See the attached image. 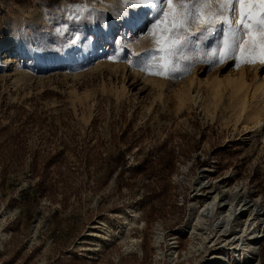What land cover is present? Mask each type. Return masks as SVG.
<instances>
[{
    "label": "rangeland",
    "instance_id": "rangeland-1",
    "mask_svg": "<svg viewBox=\"0 0 264 264\" xmlns=\"http://www.w3.org/2000/svg\"><path fill=\"white\" fill-rule=\"evenodd\" d=\"M126 10L127 0H0V264H170L169 244L157 255L155 228L185 224L201 176L204 191L226 176L240 195L264 202V141L246 120L264 117L263 96L250 98L238 123L231 87L223 83L215 97L211 81L239 72L231 61L209 60L216 35L187 50L191 59L167 63L149 36L129 42L119 27L86 43L100 36L92 22L108 25ZM77 32L73 53L81 56L52 68L17 46H39L47 60L57 56L45 49L62 50ZM240 64L248 81L263 77L259 62ZM194 72L202 106L180 101ZM134 206L140 219L131 235L141 253L117 235L92 246L87 230L96 226L104 240V228L119 231L122 211ZM178 239L177 264L204 254L188 263V240ZM260 256L264 264V237Z\"/></svg>",
    "mask_w": 264,
    "mask_h": 264
},
{
    "label": "bare ground",
    "instance_id": "bare-ground-1",
    "mask_svg": "<svg viewBox=\"0 0 264 264\" xmlns=\"http://www.w3.org/2000/svg\"><path fill=\"white\" fill-rule=\"evenodd\" d=\"M117 27L114 25L108 29L107 24L105 25V30L109 31L108 37L118 32ZM94 31L100 33L96 27ZM132 40L130 37L129 41ZM86 43L93 44L91 36L86 40ZM17 46L22 53L31 52L35 62L42 65V68H52L54 65L63 64L71 58L81 56H76L73 53L70 59H61L57 56L44 60L40 48L33 52L26 51V49L29 46L34 48V45L27 46L24 43L23 46ZM196 82L197 78L194 72L189 78L188 87L180 92L182 103L190 99L195 104L202 106L199 98L200 91L194 89ZM223 83L232 89L231 105L235 111L236 123L244 116L251 97L252 99L257 96L264 98V74L260 78L256 72V80L248 81V73L243 64L239 65L237 76L229 75L224 79L216 76L211 81V89L215 97L219 96L220 87ZM246 120L254 124L256 134L264 141V117L261 114L249 113ZM208 182L201 176L195 184L196 192L190 204L189 216L183 226L168 231H165L161 224L155 228L154 244L157 255L163 256L162 243L169 244L170 247L167 250L170 256L169 260L175 264L176 258L180 257V253L176 249L179 245L178 238H184L188 240V250L183 251V255L188 263L190 256H196L202 250L204 254L196 258L194 264H262L260 240L264 236V202L259 196L255 199H247V197L240 195V184L236 182L234 185H228L226 176L212 181L215 185L204 191L209 186L207 185ZM122 212L124 222L120 230L116 232L112 226L108 225L109 227H107L106 224L104 229L107 231L102 233L104 240H101V233L100 236L97 234L99 232L95 229L96 226L87 230L85 235L91 236L92 246L94 240L97 241L98 246L104 247L106 242L111 241L110 239L117 240V237L120 236V240L126 246L125 250L133 248L137 249L139 253L142 252L143 249L138 239L131 235L132 226L139 225L140 213L136 206L127 207ZM104 223L103 221L102 224ZM144 224L145 222L142 221V226ZM167 233L174 234V236H166Z\"/></svg>",
    "mask_w": 264,
    "mask_h": 264
},
{
    "label": "snow or ice",
    "instance_id": "snow-or-ice-1",
    "mask_svg": "<svg viewBox=\"0 0 264 264\" xmlns=\"http://www.w3.org/2000/svg\"><path fill=\"white\" fill-rule=\"evenodd\" d=\"M70 18L83 22L80 16ZM92 23L100 30V36L92 34V42L101 37L107 39L109 31L105 30L104 23L100 20ZM112 24L125 29L133 40L149 36L166 63L172 58L191 59L187 50L201 47L216 35L209 55L213 63L231 61L230 66H239L243 61L264 66V0H127V10L112 17L107 28L111 29ZM59 31L58 27L56 32ZM81 42L77 32L65 42L62 50L45 49L44 54L51 51L61 59H70L73 49ZM124 43L123 39L116 40L113 54L106 58L116 59ZM37 50L39 46L26 49ZM135 55L129 52V63L133 62L130 57Z\"/></svg>",
    "mask_w": 264,
    "mask_h": 264
},
{
    "label": "built area",
    "instance_id": "built-area-1",
    "mask_svg": "<svg viewBox=\"0 0 264 264\" xmlns=\"http://www.w3.org/2000/svg\"><path fill=\"white\" fill-rule=\"evenodd\" d=\"M208 185H209V184H208ZM263 237H264V236H263ZM263 237H262V238H263ZM262 238H261V240H262ZM178 247H179V245H178ZM178 247H176V249H177ZM179 258H180V257H179ZM179 258H178V259L176 258V262H175V264H177V263L179 262V261H178ZM168 262H169L170 264H174V263H172L169 259H168Z\"/></svg>",
    "mask_w": 264,
    "mask_h": 264
}]
</instances>
